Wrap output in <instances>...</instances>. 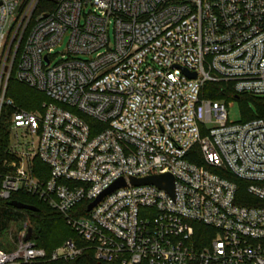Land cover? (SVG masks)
<instances>
[{
  "label": "built area",
  "instance_id": "obj_1",
  "mask_svg": "<svg viewBox=\"0 0 264 264\" xmlns=\"http://www.w3.org/2000/svg\"><path fill=\"white\" fill-rule=\"evenodd\" d=\"M12 68L39 109L5 97ZM219 81L264 98V0H0V114L14 108L0 198L35 197L83 243L47 253L11 220L0 264L86 248L119 264H264V117L229 120L231 101L201 97ZM166 173L172 195L129 181Z\"/></svg>",
  "mask_w": 264,
  "mask_h": 264
},
{
  "label": "trees",
  "instance_id": "obj_2",
  "mask_svg": "<svg viewBox=\"0 0 264 264\" xmlns=\"http://www.w3.org/2000/svg\"><path fill=\"white\" fill-rule=\"evenodd\" d=\"M47 0H41L44 3ZM5 97L10 98L14 102V108H20L24 110H36L40 108L43 101L47 100L43 93L36 91L20 82H18L14 76V68H12L7 87L5 91ZM201 97L211 100H224L225 102L237 99L240 104L242 117L239 121L243 122L255 117H264V98L253 96L247 93H236L231 83L228 82H206L201 91ZM249 103L252 104L251 109ZM13 107L3 106L0 114V160L4 157V148L9 140L8 131V119ZM190 160H194L190 158ZM198 162V161H197ZM39 165L41 163L36 161ZM234 180L238 187L239 197H247L245 193V187L247 182L241 179ZM19 201L28 203L38 207L37 211L20 210L11 206L9 201ZM240 203V202H239ZM242 203V202H241ZM14 221V228L19 227L21 221L27 220L33 228L34 239L37 246L45 249L47 253H50L55 248L59 247L66 239H72L78 246H82L83 243L79 236L66 224L64 217L51 209L44 202L36 199L35 197L25 195L22 193H13L9 199L0 198V235L7 227L9 221ZM195 238L201 240L200 244L206 242L207 235L210 230L201 225L195 224ZM198 244V243H197ZM1 246V245H0ZM36 264H119L117 262H106L98 260L94 257V252L91 249H84L82 253L73 260H46Z\"/></svg>",
  "mask_w": 264,
  "mask_h": 264
},
{
  "label": "water",
  "instance_id": "obj_3",
  "mask_svg": "<svg viewBox=\"0 0 264 264\" xmlns=\"http://www.w3.org/2000/svg\"><path fill=\"white\" fill-rule=\"evenodd\" d=\"M183 72L191 78L196 77V74L194 72H188L185 69H183ZM129 181L132 185L153 184L159 188L165 189L169 194L172 195L173 178L168 173L151 175V176H147V177H143V178H130ZM124 185H125V181L123 179L116 180L109 188L104 190L96 199H94L92 202H90L88 204L87 210H90L103 196L112 192L114 189L119 188V187L124 186ZM8 203L11 206L15 207L16 209H20V210H23V209L29 210V211H37L38 210V207H36L35 205H32V204H28V203H23V202H19V201H15V200L9 201ZM30 232H31V227H29V229H28V233H27L26 238L29 237Z\"/></svg>",
  "mask_w": 264,
  "mask_h": 264
},
{
  "label": "rangeland",
  "instance_id": "obj_4",
  "mask_svg": "<svg viewBox=\"0 0 264 264\" xmlns=\"http://www.w3.org/2000/svg\"><path fill=\"white\" fill-rule=\"evenodd\" d=\"M57 50L62 51L63 47H58ZM220 101L225 102L224 100ZM231 102L232 103L227 107L228 118L229 120L239 121L242 117L240 104L238 103L237 99H234ZM249 107L253 109L251 103H249ZM15 233L16 232L14 229H12L11 234H8L7 232L3 231L0 235V245L5 249H11L13 245L10 242V238H14Z\"/></svg>",
  "mask_w": 264,
  "mask_h": 264
}]
</instances>
